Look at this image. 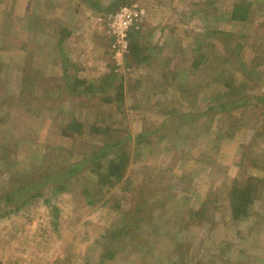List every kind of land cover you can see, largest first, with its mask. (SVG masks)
I'll use <instances>...</instances> for the list:
<instances>
[{
    "label": "rangeland",
    "instance_id": "1",
    "mask_svg": "<svg viewBox=\"0 0 264 264\" xmlns=\"http://www.w3.org/2000/svg\"><path fill=\"white\" fill-rule=\"evenodd\" d=\"M233 1L134 2L147 13L142 41L150 51V60L138 66L126 63L124 56L111 50L104 25L98 20L111 0H0L2 264H264V192L247 218L235 221L218 210L213 223L203 227L182 230L177 223L179 209L199 208L210 189L216 191L234 176L243 152H248L245 158L249 159L244 168L264 179V137L253 136L263 110L254 103L238 108L229 119L223 117L218 126L214 125L224 132L222 136L214 130L204 133L201 128L198 138L174 144L156 135L150 136V142H128L132 153L128 180L136 187L150 176L165 188L169 197L166 205L150 215L162 218L166 226L163 230L140 228L143 240L123 243L113 258L105 256L106 236L113 225L123 221L133 204L125 180L113 186L91 187L96 194L92 203L83 193L86 181L81 183L82 179L63 192L49 184L42 196L25 204L7 197L9 191L21 186L12 179V171H22L15 176L22 178L35 167L59 168L74 161L73 154L91 152L95 145L102 144V135L91 133L92 123H108L114 129L128 127L133 134L143 129L144 117L151 124L160 107H166L165 100L161 105H151L159 97L164 99L163 92L157 89V94L151 93L148 110L132 105H142L159 81L171 82L163 88L171 85L175 90L194 76L188 72L201 47L213 59L225 53L226 44L211 30L246 34L250 42L241 59L260 57L256 80L264 85V0H250L251 13L246 22L229 19ZM65 67L86 84L94 85V91L83 85L75 90L64 75ZM169 69L174 70L175 77L168 73L164 78ZM113 70L116 82L122 79L125 84L123 112L116 103L103 100L106 92H115V85L96 89ZM206 72L203 68L198 77L203 78ZM6 111L10 115L4 114ZM73 119L84 123V132L63 135L62 128ZM124 132L112 134L126 135ZM90 167L85 165L78 176L96 177ZM15 205L21 206L11 210ZM179 241L187 242L181 248L184 263L180 250L175 251Z\"/></svg>",
    "mask_w": 264,
    "mask_h": 264
},
{
    "label": "trees",
    "instance_id": "2",
    "mask_svg": "<svg viewBox=\"0 0 264 264\" xmlns=\"http://www.w3.org/2000/svg\"><path fill=\"white\" fill-rule=\"evenodd\" d=\"M137 0H111V2L102 10V15L116 11L121 6L133 4ZM251 4L249 0L233 1L230 10L229 19L231 21L246 22L250 18ZM65 31L71 33L68 29ZM212 35H215L219 40L224 42V52L218 55L216 59L210 58V55L201 51L202 47L194 54V60L191 64V70L188 74H193L185 82L179 83L174 90L171 85L163 88L165 84H172L166 80L157 82L154 89H150V94L147 96L142 105L133 104L134 109L148 110L149 106L157 104L161 105L165 100L166 107H160L156 119L148 125L146 117L143 118V129L134 133L128 128L114 129L111 124H101L94 122L90 125L91 133L102 135V144L94 146L91 152L74 155V149H69L72 152L74 161L67 165H61L59 168L51 170H42V167L25 172L24 177H15L17 174H22V171L16 170L10 173L14 177V182L21 186L13 188L7 193V197L12 199H20L19 204H25L28 200L42 196L45 192L43 189L52 184L57 192L67 190L68 186L76 180H81L83 183V193L88 202L92 203L96 199V194L92 188L101 185H117L123 180L127 185V194L130 197V212L123 218V221L118 225H113L109 229L106 236L105 256L107 259L113 258L123 243L140 242L143 240L139 229L142 227L155 228L163 230L166 226L162 218L157 215H150L156 209H161L166 205L168 195L165 188L160 183H156L150 176L132 187V181L128 180L127 171L132 161L131 146L128 144L130 140H134L135 145L144 141H151V137L156 135L157 138H166L170 144L176 142H184L191 138L199 137V130L203 128V132H215L217 136H222L224 132L214 128L221 123V118L229 119L232 112L241 107H247L254 103L262 112L259 116V124L253 133L254 138L264 137V85L256 80V76H260L258 62L260 61L254 55L251 59H241L244 48L249 44L250 40L246 38V34L236 31L226 30H211ZM142 31L131 30L129 33V52L124 56L126 63L136 64L141 66L150 60L149 48L144 47L142 41ZM253 51H251V55ZM250 55V56H251ZM207 68V72L203 78H199L198 74L202 69ZM174 70L164 73L165 78L168 73L175 74ZM116 72L114 70L103 77L99 90L109 89L115 85L114 93H107L103 100L107 103H116L117 109L123 112L122 103L126 99L125 84L122 79L116 82ZM64 75L75 90L79 87L93 90L94 85L86 84L85 79H81L76 75H72L67 68H64ZM166 82V83H165ZM161 84V85H160ZM157 86V88H156ZM72 88V89H73ZM163 92L164 99L159 97L154 103H151V93L157 94ZM208 89L209 91L204 93ZM94 91V90H93ZM170 91V93L168 92ZM4 114L10 115L9 111ZM2 119V117L0 118ZM70 122V121H69ZM66 124L62 128L63 135L82 134L84 132V123L78 119H73L72 122ZM203 122V123H202ZM203 124V125H201ZM113 131H125L126 135L112 134ZM126 136V138H124ZM151 136V137H150ZM253 138V139H254ZM0 152L3 153V144H0ZM248 152H243L241 160L238 163V170L233 177L215 190L208 191L207 199L197 209L183 208L179 209L180 218L177 223L182 230L189 229L192 226L203 227L206 223H213V218L218 210H222L229 218L237 221L247 218L253 204L257 198H260L264 192V179L253 176L244 168L249 161ZM72 156V155H71ZM70 156V157H71ZM88 157V158H87ZM89 164L90 171L96 174V177H81L78 176L84 170L83 167ZM9 174V175H10ZM90 183V184H89ZM131 186V188H130ZM98 191V189H95ZM28 191V192H27ZM137 191V192H136ZM164 192V193H163ZM126 199V198H125ZM48 200V199H47ZM21 205H15L11 210H17ZM55 212L58 214L59 208L55 207ZM186 241H179L175 251L180 250V259L185 262V254L181 248L186 245ZM188 246H192L189 244ZM183 249V248H182ZM186 249V248H185ZM184 249V251H185ZM187 251V250H186ZM0 264H2L0 260ZM172 264H176L173 262Z\"/></svg>",
    "mask_w": 264,
    "mask_h": 264
},
{
    "label": "built area",
    "instance_id": "3",
    "mask_svg": "<svg viewBox=\"0 0 264 264\" xmlns=\"http://www.w3.org/2000/svg\"><path fill=\"white\" fill-rule=\"evenodd\" d=\"M146 18L145 8L134 3L99 16L98 20L104 25L111 50L118 56H125L129 52L130 31H142Z\"/></svg>",
    "mask_w": 264,
    "mask_h": 264
}]
</instances>
